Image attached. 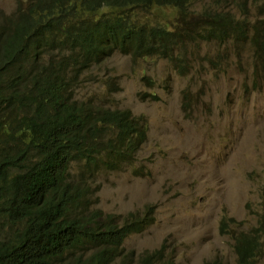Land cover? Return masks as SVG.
Listing matches in <instances>:
<instances>
[{
    "label": "trees",
    "instance_id": "obj_1",
    "mask_svg": "<svg viewBox=\"0 0 264 264\" xmlns=\"http://www.w3.org/2000/svg\"><path fill=\"white\" fill-rule=\"evenodd\" d=\"M195 1L25 0L2 14L0 264H176L164 247L126 251L127 238L154 223L153 206L85 211L87 181L129 164L148 129L130 109L77 98L75 88L115 52L176 66L190 42L248 38L245 19L195 12ZM165 8L177 15L174 25L149 19ZM232 221L224 218L222 230ZM235 231L237 264H259L264 225Z\"/></svg>",
    "mask_w": 264,
    "mask_h": 264
},
{
    "label": "rangeland",
    "instance_id": "obj_2",
    "mask_svg": "<svg viewBox=\"0 0 264 264\" xmlns=\"http://www.w3.org/2000/svg\"><path fill=\"white\" fill-rule=\"evenodd\" d=\"M24 4L0 0V17ZM210 8L245 19L248 38L190 42L176 66L115 52L75 88L77 98L130 109L148 129L129 164L87 181L85 211L125 215L153 206L154 223L128 237L126 251L164 247L176 264H237L235 228L264 225V0L192 5ZM149 19L174 25L177 15L165 8ZM224 218L233 221L222 230ZM5 231L0 222V237Z\"/></svg>",
    "mask_w": 264,
    "mask_h": 264
},
{
    "label": "bare ground",
    "instance_id": "obj_3",
    "mask_svg": "<svg viewBox=\"0 0 264 264\" xmlns=\"http://www.w3.org/2000/svg\"><path fill=\"white\" fill-rule=\"evenodd\" d=\"M2 222V221H1ZM52 228V227H51ZM69 253H71V252H69ZM85 260V259H84Z\"/></svg>",
    "mask_w": 264,
    "mask_h": 264
}]
</instances>
